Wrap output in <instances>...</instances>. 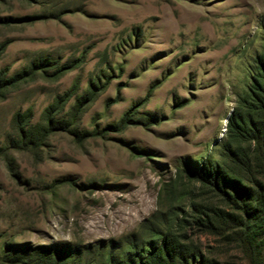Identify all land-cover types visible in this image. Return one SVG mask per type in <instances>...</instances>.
I'll return each mask as SVG.
<instances>
[{"label": "rangeland", "instance_id": "obj_1", "mask_svg": "<svg viewBox=\"0 0 264 264\" xmlns=\"http://www.w3.org/2000/svg\"><path fill=\"white\" fill-rule=\"evenodd\" d=\"M249 88L264 99V0H0V264H93L135 231L264 264L249 195L232 209L191 176L260 190Z\"/></svg>", "mask_w": 264, "mask_h": 264}, {"label": "trees", "instance_id": "obj_2", "mask_svg": "<svg viewBox=\"0 0 264 264\" xmlns=\"http://www.w3.org/2000/svg\"><path fill=\"white\" fill-rule=\"evenodd\" d=\"M258 59L263 57L259 56ZM249 93H247L248 101L252 100L256 102L251 104L253 111L264 110V99L258 98L254 94V91L249 88ZM255 125V122H252ZM264 128V127H261ZM257 140L258 138H253ZM208 167V168H207ZM191 176L201 184H205L211 187L213 190L220 194H224L227 199V203L232 209H236L237 206V196L242 200L243 196L249 195L250 204L248 203L246 207L241 210V217H245L246 222L241 224L242 232L246 238H253L259 227L256 223L257 219L261 222L264 215V183L259 180L251 179L252 183L255 184L257 192L250 188L240 185L237 180H226L221 176L220 170L217 166L212 167V165L206 166L202 163L197 170L192 171ZM226 186H230L235 191L230 192ZM262 189V190H261ZM261 191V192H260ZM255 193V196L253 195ZM254 203V204H251ZM218 227V226H217ZM216 227V228H217ZM219 228V227H218ZM88 253L96 258L93 264H219L218 262H212L204 257V253L198 250L197 254L179 251L177 246L165 238H161L159 243H153L150 238H144L143 236L137 234V232H132L128 236L122 238L116 246H111L107 244H95L89 245ZM78 250H69V254L66 256L64 263L73 264L80 259L75 258L74 253H78ZM75 261V262H74ZM10 263L13 264L12 261ZM79 263V261L77 262Z\"/></svg>", "mask_w": 264, "mask_h": 264}]
</instances>
